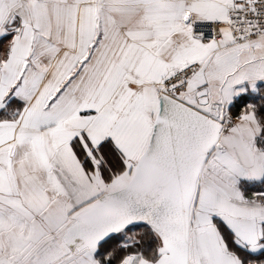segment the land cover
<instances>
[{
  "label": "snow or ice",
  "instance_id": "6c2138e0",
  "mask_svg": "<svg viewBox=\"0 0 264 264\" xmlns=\"http://www.w3.org/2000/svg\"><path fill=\"white\" fill-rule=\"evenodd\" d=\"M0 264H264V0H0Z\"/></svg>",
  "mask_w": 264,
  "mask_h": 264
}]
</instances>
